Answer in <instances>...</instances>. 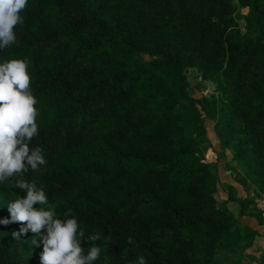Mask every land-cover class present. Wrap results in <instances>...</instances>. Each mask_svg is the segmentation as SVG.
Listing matches in <instances>:
<instances>
[{
    "label": "trees",
    "instance_id": "trees-1",
    "mask_svg": "<svg viewBox=\"0 0 264 264\" xmlns=\"http://www.w3.org/2000/svg\"><path fill=\"white\" fill-rule=\"evenodd\" d=\"M21 16L0 61H27L46 160L23 179L99 235L94 264H243L259 233L238 219L264 226L262 210L232 186L220 203L219 165L196 148L212 121L264 195V0H28ZM189 69L216 99L194 97ZM21 223L0 225V264H40L31 232L11 236Z\"/></svg>",
    "mask_w": 264,
    "mask_h": 264
},
{
    "label": "clouds",
    "instance_id": "clouds-1",
    "mask_svg": "<svg viewBox=\"0 0 264 264\" xmlns=\"http://www.w3.org/2000/svg\"><path fill=\"white\" fill-rule=\"evenodd\" d=\"M27 3L28 0H0V50L16 43L15 27L23 22L21 13ZM36 104L27 61H0V182L15 177L12 187L24 193L2 204L9 215L0 218V225L22 222L11 236L20 240L25 232H31V244L42 246L40 264H94L100 257V248L92 242L99 235L86 236L71 213L57 216L44 188L23 179L29 171L46 164L41 148L30 144L38 133ZM82 241L88 245L86 251ZM136 264H147L146 258L138 257Z\"/></svg>",
    "mask_w": 264,
    "mask_h": 264
},
{
    "label": "rangeland",
    "instance_id": "rangeland-1",
    "mask_svg": "<svg viewBox=\"0 0 264 264\" xmlns=\"http://www.w3.org/2000/svg\"><path fill=\"white\" fill-rule=\"evenodd\" d=\"M187 80L193 90L195 98L204 97L207 99H216L218 91L215 84L210 81H202L198 72L193 69L186 71ZM205 137L208 139V143H205L202 147H197L196 152L200 155L202 161L208 163L217 162L219 165V187H218V200L223 202L227 196V186H232L234 192L239 197H248L254 199L257 208L262 210V216L264 218V195L259 192L249 181L246 179L245 184H240L239 180L243 175V169L239 167L235 162L231 160V155L228 150H221V138L218 137L213 129V122L204 121ZM225 172H228L227 174ZM228 208L235 211L236 206L229 204ZM238 222L259 231V237H257L249 248H246L242 254L243 264H264V226L258 225L257 221L253 217L245 216L238 219ZM236 256H231L229 264H233Z\"/></svg>",
    "mask_w": 264,
    "mask_h": 264
},
{
    "label": "crops",
    "instance_id": "crops-1",
    "mask_svg": "<svg viewBox=\"0 0 264 264\" xmlns=\"http://www.w3.org/2000/svg\"><path fill=\"white\" fill-rule=\"evenodd\" d=\"M226 174L228 173V172H225ZM252 229H254V228H252ZM254 230H256V229H254ZM258 233H259V231L258 230H256Z\"/></svg>",
    "mask_w": 264,
    "mask_h": 264
}]
</instances>
